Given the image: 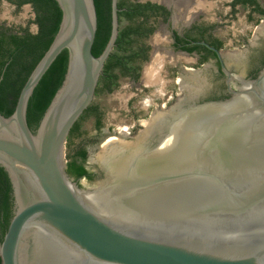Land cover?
<instances>
[{
  "label": "water",
  "instance_id": "obj_1",
  "mask_svg": "<svg viewBox=\"0 0 264 264\" xmlns=\"http://www.w3.org/2000/svg\"><path fill=\"white\" fill-rule=\"evenodd\" d=\"M59 29L18 95L0 114V166L13 216L1 264H264V68L233 77L230 98L159 108L100 166L105 179L82 189L66 173L65 144L91 105L119 32L118 0L102 53L91 52L93 0H55ZM62 85L35 133L26 109L38 82L63 51ZM98 187V188H96ZM96 188V189H95Z\"/></svg>",
  "mask_w": 264,
  "mask_h": 264
},
{
  "label": "trees",
  "instance_id": "obj_2",
  "mask_svg": "<svg viewBox=\"0 0 264 264\" xmlns=\"http://www.w3.org/2000/svg\"><path fill=\"white\" fill-rule=\"evenodd\" d=\"M18 11L23 5H30L37 31H29V25L18 30L1 29L0 31V114L8 118L13 113L18 95L29 74L49 48L56 35L62 18L61 10L55 0H5ZM233 6L246 4L253 11L264 17V8L260 10L255 0H233ZM97 27L91 52L98 57L104 50L111 30V0H93ZM119 24L126 20L128 25L119 29L112 53L104 64L99 77L95 96L113 93L119 87L121 78L138 81L140 71L148 60L149 46L147 37L153 27L148 25L152 17L159 16L163 8L146 3L131 4L120 0L117 4ZM221 46V44H218ZM68 53L63 50L42 76L30 96L26 109V122L31 132L35 133L39 123L50 105L54 95L62 85L67 70ZM94 118V129L103 127V114L98 105H90L71 128L67 141L83 136L82 122ZM66 173L74 181L85 179L93 181V175L85 168L88 151L84 146H77L72 154L66 156ZM13 198L7 173L0 166V244L13 216ZM1 264V260H0Z\"/></svg>",
  "mask_w": 264,
  "mask_h": 264
},
{
  "label": "flooded vegetation",
  "instance_id": "obj_3",
  "mask_svg": "<svg viewBox=\"0 0 264 264\" xmlns=\"http://www.w3.org/2000/svg\"><path fill=\"white\" fill-rule=\"evenodd\" d=\"M1 1L8 3L5 0H0V2ZM119 1L120 0H118V3ZM128 1L131 4H135V5L137 4L144 5L146 3H150L152 5H157L163 8L162 13L157 17H152L148 23V25L152 26L154 29L146 39V44L149 46L147 62L151 57V50L154 47V45L155 46L159 45L161 47V50H157L155 52L160 51V53L162 52V54L163 53L166 55L170 54L173 58L169 59L167 56H165V59L161 61L157 76V82L159 81V77L160 79L162 78L161 74L163 73V71H165L166 74H168V76L172 78L174 86H172L170 90H168L167 86H164L166 92L163 95L166 96L167 93H170V95L167 99V102L163 104H161L160 101L161 96L156 93V95L158 96H154V100L156 101L155 103L156 105L154 109L155 108L159 109L161 107L167 109L171 105L175 104L179 99L181 98L183 99L184 96H186L185 94L186 91L184 90L183 85L187 81V79L191 76H198L202 78L204 80V86L201 90V93L199 92L198 95L196 94L190 102L184 105L185 107H188L193 103L202 104L204 102H211V101L217 102V101L227 100L231 96V94L229 93V88L231 90H236V87L234 85L240 86L238 82L230 81L228 87L227 75L222 71L220 61L217 59L215 53L212 50L208 49L205 45L209 46L210 48L216 49L222 54V63L225 65L226 68H228L229 73L233 77H238L242 75V77L245 80H249V81L255 80L259 76L261 70L264 68V36L258 35V32H257L258 37L256 36L251 41L245 39V34L243 32H239L238 40L236 41L237 43L241 44V52L224 51L226 45L232 46V44L222 40L217 34L218 30L219 32H221L220 28H225V26L220 24V22H213L216 20V18L221 20V18L217 16L213 11L212 3L217 0H128ZM255 1L258 4L260 10L263 9V7L260 6L258 0ZM233 2H234L233 0H230L229 13L235 15L236 9L245 8L246 10H248L245 16L246 22L252 24L256 22V24L254 23L255 24L254 28L255 31H258L264 23L263 22L264 17L259 15V13L254 12L252 6H248L246 4H237L233 6L232 4ZM25 6H29L31 8L30 5H23L18 11L22 10ZM254 16H258L259 18H261V20H254L255 19ZM229 17H231V15ZM124 21L127 23L126 25H128V22L126 20ZM120 24H119V29H120ZM30 25L33 24H29V26ZM24 27H20V28H24ZM1 29L18 30L19 27L12 28L10 26L0 25V31ZM36 31H37V27H36ZM156 37H158L159 39ZM228 40L232 41L231 37H229ZM219 43L221 44V46L218 45ZM232 55H238L240 57V61L236 64L233 63L234 65L232 66H229L228 64L229 62H231ZM182 61L186 65L189 64L190 65L189 68L186 67L185 64H181ZM147 62H145L144 64H146ZM164 62L170 63L169 65L170 67L167 68L166 70L165 67H162ZM151 63H152V59L150 64ZM142 68L140 71V76L138 81L142 77ZM242 69H244V72L242 71ZM127 79L131 80L132 82H136V83L138 82L130 78ZM145 83L147 84L146 81ZM134 97H137V95L135 94ZM134 97H132L131 99H133ZM130 104L131 101L127 102V106ZM150 105L151 104L149 103V101L147 103H144L143 109L150 107ZM141 130H142L141 119H138L137 115H134V121L132 126L130 128L127 127L117 130V133H115L117 137H110L109 139H107L110 136L107 134L111 132L109 131V129L105 131L104 126L99 131L95 130L97 134V138H95L94 144L99 143L101 145L99 146V148L101 149L104 148L108 143L110 144L111 142L114 143L118 139L124 140L126 137L128 138L132 137V135H136ZM124 141L127 142V140ZM88 156H89V152H88ZM87 160L84 166L93 175L94 178L93 180L103 181L105 179V176H104V172L100 168V165L97 164L95 171L89 170L86 167ZM71 179L73 181V178ZM80 180H85V179H80ZM76 183L81 187V185L78 182Z\"/></svg>",
  "mask_w": 264,
  "mask_h": 264
},
{
  "label": "rangeland",
  "instance_id": "obj_4",
  "mask_svg": "<svg viewBox=\"0 0 264 264\" xmlns=\"http://www.w3.org/2000/svg\"><path fill=\"white\" fill-rule=\"evenodd\" d=\"M258 2L260 6L264 8V0H258ZM229 3L230 0H217L212 3L214 13L221 18V20L216 18V20L213 22H220V24L225 26V28H220L221 32H219L218 30L217 34L222 40L232 44V46L226 45L224 51L241 52V44L237 43L236 41L238 40L239 32H243L245 34V39L251 41L256 36L258 37V35L264 36V31H263L264 23L261 27L263 30L259 29L260 31L259 30L255 31L254 25L256 24V22H254L255 24L254 23L252 24L246 22L245 20L246 12L248 10H246L245 8L244 9L238 8L236 9V14L233 15L229 13L230 12ZM230 15L231 17H229ZM254 18H255L254 20H261V18H259L258 16H254ZM32 19H33V13L29 6H25L22 10L17 11L10 4L4 1L0 2V25L10 26L12 28L24 27L26 25H29V21H31ZM126 24L127 23L124 20H122L120 24V28H123L124 26H126ZM29 29L32 33L36 32V26L34 25H30ZM229 37H231L232 41L228 40ZM156 50H161V47L159 45L158 46L154 45V47L151 50V57L149 61L143 65L142 77L137 83L132 82L127 78H121L119 80V87L113 93L99 94L94 97L91 104L99 106L103 114L102 121L104 124L103 125L104 129L105 131L109 129V131L111 132L107 134L110 135L107 139H109L110 137H117L115 133H117V130L121 128H127V127L130 128L134 121V115H137L138 119H141V121L148 120L150 118L149 116H151L153 113H155L156 110H158V108L154 109L156 105L154 96H158V95L161 96L160 97L161 104L167 102L170 93H167L166 96L163 95L166 92L164 86H167L168 90H170L171 87L174 86V83L172 78H170L165 71H163V73L161 74L162 78L160 79L159 77L158 82L157 81L155 83L148 82L147 84L144 82L145 70L150 65L152 56ZM158 53H160V51ZM234 56L239 57L238 55H234ZM233 63L234 62H232L231 60V62H229L228 65L232 66L236 64ZM181 64H185V63L182 61ZM169 65H170L169 62H164L162 67H165L166 70L167 68L170 67ZM189 66H190L189 64L186 65V67L188 68ZM242 71L244 72V69H242ZM156 93L158 95H156ZM135 94L137 95V97H134ZM132 97L134 98L131 99ZM129 101H131V104L127 106V102ZM146 101H149L151 105L150 107L143 109V104L146 103ZM81 131L83 133V136L81 138L73 139L71 143L66 141L65 150H64L65 163L67 162L66 156L68 154H72L73 151L76 150L77 146L81 145L84 146L89 152L86 167L89 170L95 171L97 163L93 162V160L102 151L103 148H101L100 150L99 146L101 145L99 143L94 144V140L95 138H97V134L94 129L93 117H89L82 122ZM136 135H132V137ZM100 182L101 181L99 180H93L91 182L87 180L78 181L82 189H92L93 187L97 186V184Z\"/></svg>",
  "mask_w": 264,
  "mask_h": 264
},
{
  "label": "bare ground",
  "instance_id": "obj_5",
  "mask_svg": "<svg viewBox=\"0 0 264 264\" xmlns=\"http://www.w3.org/2000/svg\"><path fill=\"white\" fill-rule=\"evenodd\" d=\"M263 30L262 28H260ZM264 31V30H263ZM157 51V50H156ZM164 56V57H162ZM165 56H167L169 59L173 58L170 54H162L155 52L152 56V63L147 67L144 75V82L147 83H155L157 81L159 66L161 64V61L165 59ZM167 58V59H168ZM231 60L234 63H238L240 61V57H236L234 55L231 56ZM238 65V64H237ZM204 86V80L199 78L198 76H191L187 79V81L184 83L183 87L186 91V96H184L183 99L189 100L192 99L196 94L201 93V90ZM148 101H146L147 103ZM126 142L124 140H117L114 143L111 142L108 143L102 151L96 156V158L93 160V162H96L100 166H104L106 170L108 169L109 163L115 152ZM101 150V149H100ZM98 188V187H96ZM95 188V189H96Z\"/></svg>",
  "mask_w": 264,
  "mask_h": 264
}]
</instances>
